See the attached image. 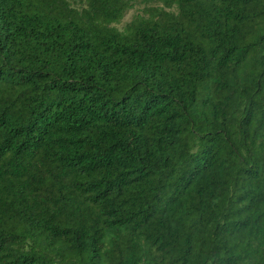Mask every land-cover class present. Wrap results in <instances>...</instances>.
Instances as JSON below:
<instances>
[{
    "label": "trees",
    "instance_id": "obj_1",
    "mask_svg": "<svg viewBox=\"0 0 264 264\" xmlns=\"http://www.w3.org/2000/svg\"><path fill=\"white\" fill-rule=\"evenodd\" d=\"M0 264H264V0H0Z\"/></svg>",
    "mask_w": 264,
    "mask_h": 264
},
{
    "label": "rangeland",
    "instance_id": "obj_2",
    "mask_svg": "<svg viewBox=\"0 0 264 264\" xmlns=\"http://www.w3.org/2000/svg\"><path fill=\"white\" fill-rule=\"evenodd\" d=\"M138 9H139V8H138V4H135L133 7H129V8L125 11V13H124V15L122 16L120 22H118L116 25L121 26V25H122L123 23H125V22L131 17V15H132L135 11H137Z\"/></svg>",
    "mask_w": 264,
    "mask_h": 264
}]
</instances>
